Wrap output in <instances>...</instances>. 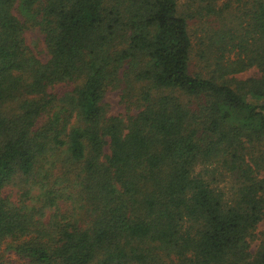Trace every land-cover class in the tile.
<instances>
[{
    "label": "trees",
    "instance_id": "trees-1",
    "mask_svg": "<svg viewBox=\"0 0 264 264\" xmlns=\"http://www.w3.org/2000/svg\"><path fill=\"white\" fill-rule=\"evenodd\" d=\"M178 1L0 0L5 254L264 264V237L251 251L264 220V152L254 150L264 147V0H185L206 21L192 72L191 16ZM30 26L45 61L25 43ZM251 68L260 74L234 76ZM121 73L137 111L111 115L104 94ZM226 173L231 202L217 185ZM5 254L0 264H15Z\"/></svg>",
    "mask_w": 264,
    "mask_h": 264
},
{
    "label": "rangeland",
    "instance_id": "rangeland-1",
    "mask_svg": "<svg viewBox=\"0 0 264 264\" xmlns=\"http://www.w3.org/2000/svg\"><path fill=\"white\" fill-rule=\"evenodd\" d=\"M231 3L232 7H236L238 3L236 0H221L218 2V6L223 5L224 2ZM178 6L180 11H187L190 13V18L188 20V28L189 33L192 39V45H193V51H192V60L190 65V72L196 71L197 69V57L195 56L197 51V41L198 37H201L204 34V27L206 24L205 17H201L200 14L196 13L195 6L187 7L185 0H179ZM14 13L20 17L18 11L14 9ZM24 40L27 46L30 48V50L42 61H45L47 59V52L44 44L43 34L40 32L39 28L37 26H30L29 29H26L24 32ZM226 57H233L232 53H225ZM195 68V69H194ZM260 74V72L255 69L251 68L248 70H245L244 72H241L239 74L234 75L237 78L245 79L249 76H254ZM119 78H121V81L118 82L116 86H110L106 89V92L104 94V100L108 104V114L111 115H122L124 116L129 109L131 112H136V104L132 102V100L126 96V85L124 83L125 76L123 73L120 74ZM133 100L135 99L132 98ZM257 159L261 155L260 151L264 152V147L261 149L254 148ZM105 152H108V148L105 147ZM197 171H201L203 169V166L198 165L196 167ZM218 187L222 189V192L224 193V198L231 202L232 199L235 197L236 192V183L231 178V175L229 173H226L224 176V179L219 181L217 184ZM5 196H8L10 200L16 199V187L11 186L8 187L5 190ZM264 237V220L258 223L256 226V229L254 231V237L251 241V251L254 252L257 248V245L260 243L261 239ZM0 254L4 256V251L1 248ZM5 257L9 258L10 260H13L15 264H21V262L16 260L14 255H7L5 254Z\"/></svg>",
    "mask_w": 264,
    "mask_h": 264
}]
</instances>
